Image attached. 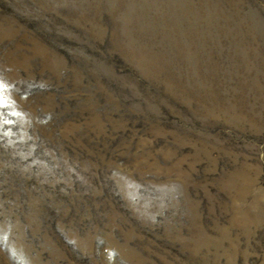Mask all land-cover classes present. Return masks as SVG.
<instances>
[{
  "label": "rangeland",
  "instance_id": "374dc122",
  "mask_svg": "<svg viewBox=\"0 0 264 264\" xmlns=\"http://www.w3.org/2000/svg\"><path fill=\"white\" fill-rule=\"evenodd\" d=\"M0 264H264V0H0Z\"/></svg>",
  "mask_w": 264,
  "mask_h": 264
}]
</instances>
